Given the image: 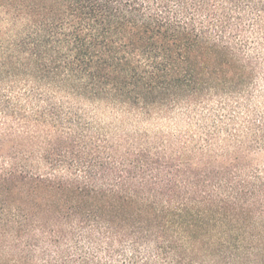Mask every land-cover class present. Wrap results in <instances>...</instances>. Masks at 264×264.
Listing matches in <instances>:
<instances>
[{
	"label": "trees",
	"instance_id": "trees-1",
	"mask_svg": "<svg viewBox=\"0 0 264 264\" xmlns=\"http://www.w3.org/2000/svg\"><path fill=\"white\" fill-rule=\"evenodd\" d=\"M0 11V264H264V0ZM85 102L199 132L118 137Z\"/></svg>",
	"mask_w": 264,
	"mask_h": 264
},
{
	"label": "rangeland",
	"instance_id": "rangeland-1",
	"mask_svg": "<svg viewBox=\"0 0 264 264\" xmlns=\"http://www.w3.org/2000/svg\"><path fill=\"white\" fill-rule=\"evenodd\" d=\"M81 106L87 116H91L96 123L118 137L142 135L176 142L199 132V115L190 110L178 109L165 116H134L118 111L104 102H85ZM257 158L264 160V153Z\"/></svg>",
	"mask_w": 264,
	"mask_h": 264
}]
</instances>
